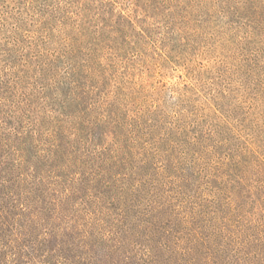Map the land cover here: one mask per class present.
Returning <instances> with one entry per match:
<instances>
[{
    "label": "trees",
    "instance_id": "obj_1",
    "mask_svg": "<svg viewBox=\"0 0 264 264\" xmlns=\"http://www.w3.org/2000/svg\"><path fill=\"white\" fill-rule=\"evenodd\" d=\"M0 264H264V0H0Z\"/></svg>",
    "mask_w": 264,
    "mask_h": 264
},
{
    "label": "rangeland",
    "instance_id": "obj_2",
    "mask_svg": "<svg viewBox=\"0 0 264 264\" xmlns=\"http://www.w3.org/2000/svg\"><path fill=\"white\" fill-rule=\"evenodd\" d=\"M165 81H167V82H173V81H176V80H175V79H174V80L167 79V80H165Z\"/></svg>",
    "mask_w": 264,
    "mask_h": 264
}]
</instances>
